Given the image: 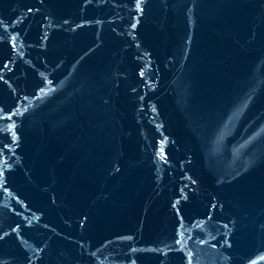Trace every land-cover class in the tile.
<instances>
[{
	"label": "water",
	"instance_id": "obj_1",
	"mask_svg": "<svg viewBox=\"0 0 264 264\" xmlns=\"http://www.w3.org/2000/svg\"><path fill=\"white\" fill-rule=\"evenodd\" d=\"M0 264H264V0H0Z\"/></svg>",
	"mask_w": 264,
	"mask_h": 264
}]
</instances>
